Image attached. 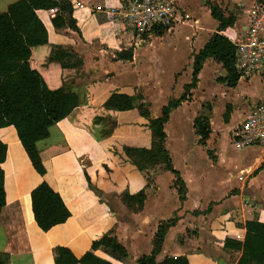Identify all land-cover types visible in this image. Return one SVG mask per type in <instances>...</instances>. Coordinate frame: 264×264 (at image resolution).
I'll return each mask as SVG.
<instances>
[{"label":"crops","instance_id":"crops-1","mask_svg":"<svg viewBox=\"0 0 264 264\" xmlns=\"http://www.w3.org/2000/svg\"><path fill=\"white\" fill-rule=\"evenodd\" d=\"M17 1L0 0V13ZM70 1L80 33L65 29L56 34L48 28L49 43L32 47L28 61L47 89L66 88L78 96L77 108L49 128L48 138L35 143L48 169L44 179L31 167L14 129H0V142L7 148L1 165L5 204L0 211V255L4 263L54 264L51 249L61 247L77 259L90 252L110 264H137L152 252L158 226L176 218L155 262L185 257L191 264H237L241 251L223 245L226 239L242 244L246 222L264 223V145L238 147L232 135L252 107L264 101V73L239 79L231 89L218 82L226 76L221 66L207 60L196 87L186 91L189 99L169 113L163 125L164 148L183 183L182 201L175 177L163 164L143 174L132 172L123 165L121 149L117 150L118 169L131 180L132 193L144 192L136 210L123 201L125 191L88 192L82 169L109 158L103 148L107 141L120 147H148L147 120L135 111L115 113L103 105L112 94L140 96L154 120L168 102L184 96L191 83L193 55L217 31L207 1L225 16L236 18L231 31L227 30L233 44L251 9L264 10V0H171L177 9L173 27L160 37L143 39L120 16L127 0ZM55 12L43 13L42 20L48 21ZM54 48L70 50L72 58L63 62L74 60L75 65L63 68L61 62L50 61ZM120 53H130L131 60H117ZM206 104L211 107L210 134L200 146L193 123ZM7 133L15 139L10 141ZM44 180L71 213L64 224L47 233L36 226L30 202V193ZM106 232L126 250V258L106 248L91 250V242Z\"/></svg>","mask_w":264,"mask_h":264},{"label":"trees","instance_id":"trees-1","mask_svg":"<svg viewBox=\"0 0 264 264\" xmlns=\"http://www.w3.org/2000/svg\"><path fill=\"white\" fill-rule=\"evenodd\" d=\"M206 5L211 18L217 23V31L210 37L205 47L198 54L193 55L191 83L185 87L184 96L179 100L168 102L162 108L160 118L154 120L149 118L148 106L140 96L112 94L103 105L106 110L115 113L135 111L139 117L147 120L150 139L156 143V148H151L150 151L140 150L141 154L149 162V167L163 164L175 177L174 186L181 201L184 199V187L165 151L163 125L168 121L171 110L189 99L186 91L196 87L197 75L207 60H212L225 71L226 76L218 79L219 83L232 89L236 87L239 80V73L235 68V46L227 39L229 34L227 30L231 31L236 18L233 15L225 16L217 5L209 1ZM74 10L76 8L70 0H19L9 5L6 12L0 13V129L7 127L14 129L31 167L43 179L47 176L48 169L39 158L35 143L48 138L49 128L64 120L77 108L78 96L66 88L47 89L38 73L29 67L30 49L49 43L48 28L56 34L65 29L79 34L77 21L73 18ZM51 11H56L54 16L48 21L42 20L41 15ZM164 31L157 28L155 35L160 37ZM72 56L70 50L61 51L54 48L50 61L57 60L61 62V67L65 68L68 64L63 62L64 59H70ZM116 58L129 61L131 54L120 53L116 55ZM201 110V114L194 120L193 128L199 137L198 144L204 146L210 134L211 107L206 104ZM111 133L112 130L105 136L108 137ZM7 136L10 141L15 139L13 133L10 135L7 133ZM103 148L109 158L102 163L82 169L87 191L93 194L106 191L118 194L125 191L123 201L127 207L131 209L127 202L135 200L139 208L144 199L143 189L132 193L131 180L124 176L117 166V150L124 151L130 148L120 147L115 141H107ZM6 151V145L0 142V211L5 204L4 171L1 165L5 162ZM133 151L135 153L134 149ZM138 178L141 182L143 181L140 176ZM30 202L34 222L43 233L64 224L71 217L60 194L54 191L45 180L30 193ZM176 222L177 219L173 218L158 226L152 252L138 259L137 264H191L185 257H165L161 262H155V256L161 249L164 235L168 229L175 226ZM99 248L109 249L122 258L127 257L126 250L109 235V232L103 233L91 242L92 251ZM223 248L241 251L237 264H264V223L246 222L243 243L226 239ZM51 253L54 264H110L97 259L90 252L79 259L75 258L69 250L61 247L52 248ZM0 264H5L2 255H0Z\"/></svg>","mask_w":264,"mask_h":264},{"label":"built area","instance_id":"built-area-1","mask_svg":"<svg viewBox=\"0 0 264 264\" xmlns=\"http://www.w3.org/2000/svg\"><path fill=\"white\" fill-rule=\"evenodd\" d=\"M177 9L171 0H127L121 18L138 39L155 35V30H169L175 24ZM264 10L254 6L249 12L241 36L235 46V68L239 79L261 77L264 73ZM238 147L264 145V101L252 107L243 122L234 130Z\"/></svg>","mask_w":264,"mask_h":264},{"label":"rangeland","instance_id":"rangeland-1","mask_svg":"<svg viewBox=\"0 0 264 264\" xmlns=\"http://www.w3.org/2000/svg\"><path fill=\"white\" fill-rule=\"evenodd\" d=\"M67 64L75 65V61L74 60H68ZM129 148L130 149H125L124 151H122L123 165L128 166L130 171L139 172L140 174H143L145 172V170L152 168V167H149V165H148L149 162H147L146 159H144V156L141 154L140 150L144 149V150L150 151L152 149H155L156 143H153L150 139V141L148 142L147 148H142V147H129ZM133 149L135 150V153H134ZM141 168H145V169H141ZM127 203L132 210H136V206H137L136 203L137 202L135 200L127 202Z\"/></svg>","mask_w":264,"mask_h":264}]
</instances>
